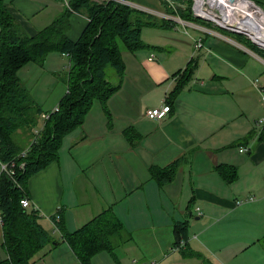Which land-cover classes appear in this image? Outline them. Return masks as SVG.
Masks as SVG:
<instances>
[{"label":"crops","instance_id":"0c3cea01","mask_svg":"<svg viewBox=\"0 0 264 264\" xmlns=\"http://www.w3.org/2000/svg\"><path fill=\"white\" fill-rule=\"evenodd\" d=\"M125 1L163 20L162 0ZM3 2L29 36L65 9L62 0H47L50 11L34 0ZM87 21L72 13L67 37L77 40ZM188 26L196 36L178 41L188 47L181 55L174 48L155 56L123 52L119 89L105 106L95 102L82 126L63 138L58 160L28 179V208L37 210L52 241L34 264H82L64 235L106 211L123 232L90 264H264V127H255L264 116V58L211 24ZM180 79L169 113L149 119L146 111L160 107ZM176 161L172 180L160 186L151 169ZM225 166L235 170L231 182L221 173ZM177 224L184 230L175 247ZM1 241L0 224V261Z\"/></svg>","mask_w":264,"mask_h":264},{"label":"trees","instance_id":"16d2710c","mask_svg":"<svg viewBox=\"0 0 264 264\" xmlns=\"http://www.w3.org/2000/svg\"><path fill=\"white\" fill-rule=\"evenodd\" d=\"M171 1L173 6L162 0L168 14L205 24L192 17L188 5H182L181 0ZM253 1L264 10V0ZM72 13L88 19L75 41L66 35ZM172 25L171 21H158L154 16L114 1L69 0V8L34 36H29L0 0V159L25 163L23 170L16 168L12 178L0 177L1 248L6 255L0 264H34V256L52 242L37 210L20 205L22 198L29 199L28 179L58 160L63 138L82 126L95 102L105 106L119 89L125 72L122 53H134L147 46L141 40L142 28ZM236 37L239 43L264 58L260 50L243 42L242 36ZM55 52L68 59L64 78L66 93L56 110L45 113L31 98L18 72L30 63L43 67L47 56ZM108 69L113 70L116 83L106 78ZM184 73L183 78H188L189 74ZM184 82L180 79L165 99L169 107ZM43 114L48 117L42 118ZM259 141L264 142V131ZM25 149H28L25 157L18 158ZM178 165L176 161L164 169L152 168L151 177L162 186L172 180ZM225 167L221 173L231 182L236 177L235 170ZM183 230L182 224L174 226L175 247L181 245ZM122 232L119 220L111 211H106L78 230L65 234L64 240L82 264H90L96 254L111 252Z\"/></svg>","mask_w":264,"mask_h":264},{"label":"built area","instance_id":"2783aa9c","mask_svg":"<svg viewBox=\"0 0 264 264\" xmlns=\"http://www.w3.org/2000/svg\"><path fill=\"white\" fill-rule=\"evenodd\" d=\"M97 3H106L110 1H114L120 4L128 5L125 0H93ZM168 2L171 6H173V2L171 0H164ZM64 4L67 8H69V0H64ZM182 5H188L189 10L191 12L192 17L203 21L206 24H211L216 29L223 31L227 34L242 36L257 45L260 49H264V40H260V37L257 36L251 28H260L256 22L257 19L264 16V12L262 9L256 5L253 0H181ZM130 6V5H128ZM136 9L134 6H130ZM140 10L141 9H137ZM158 16L166 21H171L175 23H182L184 25H189L191 22L181 19L178 15H170L167 12L158 13ZM254 23V24H253ZM258 26V27H257ZM258 32V31H257ZM259 33V32H258ZM259 35V34H258ZM262 43V44H261ZM202 46L201 40L198 39L196 41V48H200ZM153 60V56L149 58V61ZM53 110H56L54 108ZM170 111L169 105L166 104L165 101L162 102V105L158 108L149 109L146 111V116L152 120H161L163 119ZM48 114H43L42 118L46 119ZM255 127L257 129H262L264 127V116L259 118L255 122ZM28 149H25L23 152L19 154L18 158H24ZM244 149L240 150L243 152ZM17 158V159H18ZM25 166L24 162L17 163L14 160L10 162H4L0 159V177L5 175L9 178H12L15 174L16 168L18 170H23ZM253 197H248V201H252ZM246 200V201H247ZM242 201H237L236 205H240ZM20 205L22 208H28L30 206V201L27 198H22L20 200ZM196 212L201 215L199 208H196ZM59 220L58 216L54 217V221L57 222ZM1 224V219H0ZM148 264H156L154 261Z\"/></svg>","mask_w":264,"mask_h":264},{"label":"rangeland","instance_id":"374dc122","mask_svg":"<svg viewBox=\"0 0 264 264\" xmlns=\"http://www.w3.org/2000/svg\"><path fill=\"white\" fill-rule=\"evenodd\" d=\"M34 1L38 3V6H42L41 4H45L44 9L46 8V5L49 4L47 0ZM62 4L65 8H67L64 4V0H62ZM49 9L50 6L47 7L44 11H50ZM261 9L264 12L263 8ZM158 21H160V19H158ZM67 33L68 31L66 32V35ZM221 33L226 34L227 36L232 37L236 40L238 38L235 35L227 34L223 31H221ZM140 35L143 43L147 46L149 45V48L146 46L138 51L143 52L146 50H150L155 56L156 54H160L163 48L169 50L174 48L175 54L177 52L179 55H181L183 52H187L188 47H186V45L184 44H179L178 41L187 40L189 42V37L191 36L192 38L196 36V33L192 30L190 26L184 25L180 22H174L173 25L169 27H143ZM241 40L243 42L247 41L250 45L256 47L258 50L261 51L262 54H264V49H260L257 45L253 44L246 38L242 37ZM249 44L247 45L249 46ZM50 54L59 57V59L54 58V60H49L46 66L44 62L43 67L30 63L28 64V66L21 68V70H19L18 72L20 80L24 84L26 89L29 91L31 98L37 103L42 112L45 113L52 111L55 105L58 103H55L54 100L58 97V95L61 94L62 97L64 92H66V84L64 78L68 71L67 57H65L64 55L63 57L60 53L56 52ZM126 55L128 54L124 53L123 56ZM113 76H115L113 70L108 69L106 71V78L110 82L115 83ZM194 232V230L190 232V237L193 236Z\"/></svg>","mask_w":264,"mask_h":264},{"label":"bare ground","instance_id":"6f19581e","mask_svg":"<svg viewBox=\"0 0 264 264\" xmlns=\"http://www.w3.org/2000/svg\"><path fill=\"white\" fill-rule=\"evenodd\" d=\"M259 26L262 27V29L260 28H251L249 27L250 30H252L257 36L260 37V40H264V16H262L261 18L257 19V22H256ZM254 24V23H253ZM258 27V26H257ZM259 33H258V32ZM259 34V35H258ZM262 44V43H261ZM264 45V44H263Z\"/></svg>","mask_w":264,"mask_h":264}]
</instances>
